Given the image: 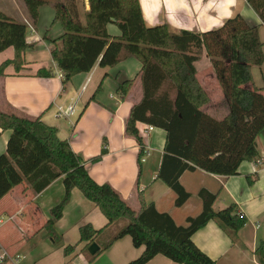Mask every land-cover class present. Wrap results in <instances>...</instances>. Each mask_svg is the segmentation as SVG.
<instances>
[{
  "label": "trees",
  "instance_id": "obj_1",
  "mask_svg": "<svg viewBox=\"0 0 264 264\" xmlns=\"http://www.w3.org/2000/svg\"><path fill=\"white\" fill-rule=\"evenodd\" d=\"M90 10L85 22L80 19L79 0H25L34 23L42 6L50 5L55 23L64 34L51 44V56L63 73V85L75 76L89 73L98 64L115 67L123 59L136 58L142 64V101L131 110L126 125L128 135L140 145L139 166L144 157L143 140L137 128L142 123L166 132V142L159 178L177 195L175 205L182 207L190 198L180 183L185 172L202 170L208 174L231 177L243 162L260 158L258 138L264 132L263 89L253 86V67L264 65V43L259 25L250 26L237 15L220 28L207 32H171L168 25L148 27L139 0H88ZM264 23V0H245ZM116 25L119 36H112L109 25ZM28 26L0 11V53L13 48L15 56L0 66V76L13 65L17 73L25 65L24 53ZM206 54L223 90L229 114L218 120L203 112L209 96L197 78L196 63ZM36 76L51 78L52 70L41 68ZM134 82L118 83V93L126 96ZM101 86L97 89L100 92ZM174 92V95L172 94ZM94 100V99H93ZM11 131L7 151L0 155V200L26 181L37 194L58 178H63L65 195L51 210L44 228L51 241L58 245L61 237L55 225L62 219L74 189L94 203L107 218L106 228L96 230L86 224L80 228V242L89 264L116 241L130 236L142 255L129 264H147L163 255L175 264H216L193 242V236L214 221L241 247L239 232L247 224L236 204L215 211L218 194L205 189L199 196L203 210L187 219V226H178L155 204H147L139 193L141 209L135 212L117 190L109 184L99 185L90 176L86 161L77 155L69 141L58 136L55 127L41 118L29 119L0 112V137ZM106 153L92 159L99 162ZM252 183V180L249 181ZM118 227L113 233L112 229ZM103 240V242H101ZM101 245L90 255L91 245ZM74 249L65 248L71 255ZM256 253L264 264V241Z\"/></svg>",
  "mask_w": 264,
  "mask_h": 264
},
{
  "label": "crops",
  "instance_id": "obj_2",
  "mask_svg": "<svg viewBox=\"0 0 264 264\" xmlns=\"http://www.w3.org/2000/svg\"><path fill=\"white\" fill-rule=\"evenodd\" d=\"M80 1V19L84 23L90 6L88 0ZM139 2L148 27L168 25L175 34L182 31L202 33L220 28L228 19L241 15L250 26H260L259 34L264 43V23L245 0ZM0 11L17 22L27 24V43L30 45L24 53L23 70L17 73L10 65L5 75L0 76V112L29 119L41 118L45 124L55 127L59 138L69 141L73 151L86 161L85 166L92 179L99 185H111L135 212L141 209L140 192L147 204H155L159 212L169 214L178 226H187L189 217H196L202 212L203 202L199 193L203 189L218 194L215 211L236 204L247 219V224L239 232L243 247L233 244L214 221L199 230L193 236V242L216 264H262L256 251L264 241V165L258 166L254 161L243 162L238 174L231 177L211 175L202 170L185 172L180 183L191 198L182 207H177V195L158 177L166 132L154 128L147 133L148 125L137 124L144 148L141 167L138 163L140 145L126 132L131 110L143 98L142 64L134 57L123 59L115 67L101 68L97 64L91 72L79 74L63 85V79L58 76L61 71L51 56L49 40L58 39L64 30L60 23L54 22L52 6L40 8L36 23L30 17L25 0H0ZM108 31L112 36L120 35L113 24L108 26ZM14 56L13 48L1 52L0 66ZM200 65L203 66V75ZM41 68L52 70L54 76H36ZM196 68L197 78L210 99L202 108L203 112L218 120L223 119L229 114V108L206 54L196 63ZM252 73L253 85H247V88H261L264 94V65L253 67ZM126 80L134 84L124 97L118 93V83ZM100 86L101 90L97 93ZM76 102L70 117L57 116L59 108H67ZM10 136L11 131H7L0 137V155L6 153ZM258 146L260 158H264V132L258 138ZM103 149L106 153L101 161L93 162L92 159L101 155ZM64 195L63 178H58L39 194L24 181L2 198L0 218H6V223L0 232L8 231L15 236L17 234V237L4 241L0 233L1 247L11 254L14 252L12 255L30 251L26 252L30 258L25 259V264H89V256L83 250L86 244L80 242V228L90 224L94 229L101 230L106 228L108 220L79 189H74L62 219L55 225L61 237L60 243L55 245L44 226L51 218V210ZM117 229L113 228L112 232ZM68 246L74 251L67 256L64 250ZM98 246L101 248V245ZM144 250V247L136 248L132 238L126 236L113 243L90 264H129ZM20 260L21 257L18 264ZM147 264L175 263L157 255Z\"/></svg>",
  "mask_w": 264,
  "mask_h": 264
},
{
  "label": "built area",
  "instance_id": "obj_3",
  "mask_svg": "<svg viewBox=\"0 0 264 264\" xmlns=\"http://www.w3.org/2000/svg\"><path fill=\"white\" fill-rule=\"evenodd\" d=\"M58 76L60 78L64 79V75H63L62 72H60ZM85 89L86 88L84 87L83 91ZM80 98L81 97H79V99ZM79 99H78V101H79ZM77 102L75 104H73V105L68 106L67 108H62V107L59 108V110L57 112V116L58 117H64V118L70 117L73 114V112H74V109L76 107ZM153 130H154V127L148 126V129L146 130V132L147 133H150ZM255 162H256V164L258 166H263L264 165V158H259ZM5 223H6V220L4 218H0V228L3 225H5ZM18 262H19V257L11 255L10 252H8L7 250H5L0 245V264H18Z\"/></svg>",
  "mask_w": 264,
  "mask_h": 264
},
{
  "label": "rangeland",
  "instance_id": "obj_4",
  "mask_svg": "<svg viewBox=\"0 0 264 264\" xmlns=\"http://www.w3.org/2000/svg\"><path fill=\"white\" fill-rule=\"evenodd\" d=\"M52 1H54V0H52ZM79 2H81L80 0H79ZM260 29V28H259ZM264 51V50H263ZM199 69L201 70V75H203V66L202 65H200L199 66ZM63 118V117H62ZM7 132V131H6ZM5 220H6V218H5ZM4 231V230H3ZM3 231L2 232H0V233H2L3 234V239H4V241H7L8 239H12V238H16L17 237V234H16V236L15 235H13V234H11L10 232H8V231H6V232H4L3 233ZM1 235V234H0ZM26 252H30V251H26ZM26 252L24 251V252H20L19 254L20 255H13V256H17V257H21V260H20V263L19 264H25V262H26V260H29V256L26 254ZM33 253V252H32ZM12 254H14V252H12ZM11 254V255H12ZM26 259V260H25ZM78 264H80V263H78Z\"/></svg>",
  "mask_w": 264,
  "mask_h": 264
},
{
  "label": "water",
  "instance_id": "obj_5",
  "mask_svg": "<svg viewBox=\"0 0 264 264\" xmlns=\"http://www.w3.org/2000/svg\"><path fill=\"white\" fill-rule=\"evenodd\" d=\"M99 250V246L97 244H93L89 248V252L91 255H95Z\"/></svg>",
  "mask_w": 264,
  "mask_h": 264
}]
</instances>
